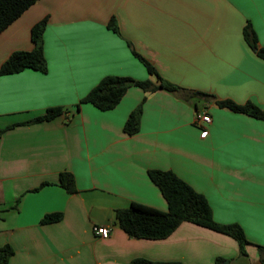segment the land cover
<instances>
[{
    "label": "crops",
    "instance_id": "obj_1",
    "mask_svg": "<svg viewBox=\"0 0 264 264\" xmlns=\"http://www.w3.org/2000/svg\"><path fill=\"white\" fill-rule=\"evenodd\" d=\"M43 20L48 71L0 77V248L14 250L8 264H261L264 120L217 102L264 108V60L244 36L250 26L264 48V0H39L0 34V67L33 50L31 30ZM133 51L165 81L211 97L131 86L110 111L81 104L108 76L159 83ZM139 106L140 130L129 136L124 126ZM53 108L62 114L33 122ZM202 112L211 117L206 127L197 124ZM150 170L175 173L205 196L216 222L240 225L245 255L231 237L191 223L162 240L123 231L116 212L133 202L168 209ZM64 172L74 176L73 194L59 185ZM58 213L59 222L41 224ZM96 226L110 236L97 237Z\"/></svg>",
    "mask_w": 264,
    "mask_h": 264
},
{
    "label": "trees",
    "instance_id": "obj_2",
    "mask_svg": "<svg viewBox=\"0 0 264 264\" xmlns=\"http://www.w3.org/2000/svg\"><path fill=\"white\" fill-rule=\"evenodd\" d=\"M39 0H0V34L11 24L19 19L30 7ZM108 27L119 33V29L112 19ZM46 20L33 26L31 30V40L33 50L14 52L0 67V77L23 72L27 69L46 73L48 71L47 61L44 55V32ZM244 36L249 47L264 60V48H259L255 34L250 26L244 30ZM133 54L145 65L150 75H155L158 84L151 81L139 82L126 77L108 76L103 78L82 100L81 104H91L100 111H110L116 108L127 90L131 86H138L146 91L165 90L169 93L184 97L208 98L207 95L199 92H190L179 86L171 84L162 79L155 68L139 54ZM221 108H227L235 113H241L255 119L264 120V108L251 102L238 105L231 100L217 102ZM79 110V105L77 106ZM61 108L49 109L47 113L33 122L51 121L62 114ZM142 108L139 106L129 116L124 132L132 136L140 130ZM149 177L159 188L162 196L167 202V211L133 202L126 209L116 212V224L130 237L144 240H162L171 236L183 223H191L202 228L231 237L240 247L241 255H245V246L249 244L245 232L238 224H220L215 221L212 209L204 195L196 192L188 183L179 178L171 171L150 170ZM47 184V183H45ZM44 184V185H45ZM43 185V186H44ZM59 185L68 193L76 192L75 179L71 173L64 172L59 176ZM61 214L46 215L41 224H51L59 222ZM14 255V250L10 246L0 248V264H8ZM261 264H264V247L259 248ZM131 264H180L176 262H154L146 259H136Z\"/></svg>",
    "mask_w": 264,
    "mask_h": 264
},
{
    "label": "built area",
    "instance_id": "obj_3",
    "mask_svg": "<svg viewBox=\"0 0 264 264\" xmlns=\"http://www.w3.org/2000/svg\"><path fill=\"white\" fill-rule=\"evenodd\" d=\"M197 124L200 127H206L211 124V117L207 115L205 112L197 114ZM94 233L97 237L100 238H108L111 234V230L105 226H96L94 227Z\"/></svg>",
    "mask_w": 264,
    "mask_h": 264
}]
</instances>
